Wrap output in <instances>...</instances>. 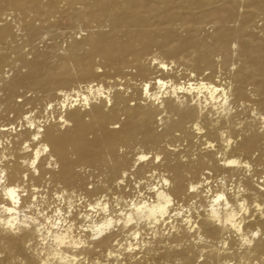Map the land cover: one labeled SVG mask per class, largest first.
<instances>
[{
  "label": "bare ground",
  "instance_id": "obj_1",
  "mask_svg": "<svg viewBox=\"0 0 264 264\" xmlns=\"http://www.w3.org/2000/svg\"><path fill=\"white\" fill-rule=\"evenodd\" d=\"M0 264H264V0H0Z\"/></svg>",
  "mask_w": 264,
  "mask_h": 264
},
{
  "label": "rangeland",
  "instance_id": "obj_2",
  "mask_svg": "<svg viewBox=\"0 0 264 264\" xmlns=\"http://www.w3.org/2000/svg\"><path fill=\"white\" fill-rule=\"evenodd\" d=\"M60 27L64 28L67 26V22L66 20H62V19H59L58 21ZM66 25V26H65ZM62 32V30L60 31ZM58 33L56 34L53 38H45V40L43 42H38L37 43V48L38 50H50V49H53L55 52H62V50H64L66 47H67V44H68V41L71 40V38L69 37V34H66L65 30L63 31L65 34L63 35L62 33ZM153 54H157L158 55V51L153 48L152 51H151ZM32 57L31 54H27V58H30ZM58 58L57 56L53 55L51 57V60L52 61H56ZM137 150H143V151H146V149H143L141 147H137L136 148ZM136 150V151H137ZM152 154H150L149 156L152 157L153 154L155 153V151H151ZM161 157V156H160ZM158 164V163H157ZM155 164V165H157Z\"/></svg>",
  "mask_w": 264,
  "mask_h": 264
}]
</instances>
